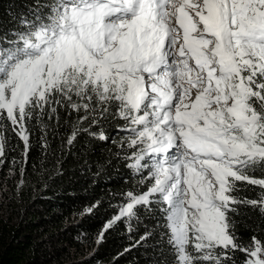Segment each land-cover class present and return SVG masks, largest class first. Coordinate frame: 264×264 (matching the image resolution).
I'll return each instance as SVG.
<instances>
[{
	"label": "trees",
	"instance_id": "1",
	"mask_svg": "<svg viewBox=\"0 0 264 264\" xmlns=\"http://www.w3.org/2000/svg\"><path fill=\"white\" fill-rule=\"evenodd\" d=\"M79 1L0 0V78L31 54L38 32L58 35ZM249 13L248 33L258 23ZM123 91L120 83L107 89L74 75L26 103L22 115L0 113V264H184L171 205L150 192L155 159L164 154L150 156L143 142L156 104L135 109ZM262 103L247 98L260 124ZM247 162L225 184L231 242L206 250L191 239L190 264H251L249 251L264 245V156Z\"/></svg>",
	"mask_w": 264,
	"mask_h": 264
},
{
	"label": "rangeland",
	"instance_id": "2",
	"mask_svg": "<svg viewBox=\"0 0 264 264\" xmlns=\"http://www.w3.org/2000/svg\"><path fill=\"white\" fill-rule=\"evenodd\" d=\"M112 1L138 15L123 21L111 4H86L64 14L58 35L38 32L35 51L1 73L0 113L22 115L26 103L43 100L74 75L107 89L120 83L126 100L139 99V107L156 104V115L146 116L143 142L150 156L159 146L166 155L155 159L150 192L165 194L173 239L182 262L190 264L185 246L191 239L206 250L231 242L225 184L239 177L235 169L247 159L264 156V124L247 104L251 96L264 107V44L258 41L264 38V0H171L166 15L147 14L152 0ZM246 10L258 21L249 42L243 39ZM185 26L193 39H186ZM181 41L186 52L175 53ZM249 262L264 264V245L255 244Z\"/></svg>",
	"mask_w": 264,
	"mask_h": 264
},
{
	"label": "water",
	"instance_id": "3",
	"mask_svg": "<svg viewBox=\"0 0 264 264\" xmlns=\"http://www.w3.org/2000/svg\"><path fill=\"white\" fill-rule=\"evenodd\" d=\"M139 102H140L139 99H136V98H133V97L131 98V103L135 107V109H137L139 107Z\"/></svg>",
	"mask_w": 264,
	"mask_h": 264
},
{
	"label": "clouds",
	"instance_id": "4",
	"mask_svg": "<svg viewBox=\"0 0 264 264\" xmlns=\"http://www.w3.org/2000/svg\"><path fill=\"white\" fill-rule=\"evenodd\" d=\"M85 1H87V0H81V1H79V3H80V6H78L77 8H79V7H82V3H84ZM76 7H73L72 9H75ZM71 9V10H72ZM233 12H242V11H239V10H237V11H231V14L233 13ZM172 44H174V41L172 42ZM130 102H131V99H130ZM132 104V103H131Z\"/></svg>",
	"mask_w": 264,
	"mask_h": 264
},
{
	"label": "bare ground",
	"instance_id": "5",
	"mask_svg": "<svg viewBox=\"0 0 264 264\" xmlns=\"http://www.w3.org/2000/svg\"><path fill=\"white\" fill-rule=\"evenodd\" d=\"M190 30H191V29H190ZM143 49H144V48H143ZM147 49H148V48H147ZM147 49H146V50H147ZM144 51H145V50H144ZM15 125H16V124H15Z\"/></svg>",
	"mask_w": 264,
	"mask_h": 264
}]
</instances>
